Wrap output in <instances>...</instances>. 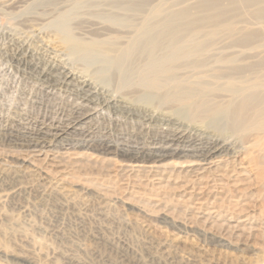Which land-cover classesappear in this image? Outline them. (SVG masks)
Wrapping results in <instances>:
<instances>
[{
	"label": "bare ground",
	"instance_id": "6f19581e",
	"mask_svg": "<svg viewBox=\"0 0 264 264\" xmlns=\"http://www.w3.org/2000/svg\"><path fill=\"white\" fill-rule=\"evenodd\" d=\"M26 1L0 0V7L9 10ZM88 4L93 5L91 2ZM102 5L110 8L106 21L110 25L120 26L124 32L112 29L113 34L108 27L113 35L107 40H98L100 33L95 29L90 35L97 37V40L84 43L65 35L60 37L59 43H72L75 47L98 52L102 57L98 63L107 67H102L103 79L111 88V94L107 90L97 89L95 83L91 82L93 76L88 80L74 69L67 68V64H59L53 58L57 55L52 58L44 55L46 50L40 53L28 47L24 41L14 38L9 39L8 47L2 48L0 44V55L9 68L22 78L33 77L42 86L36 94H45L47 98L62 93L68 97L66 114L62 113L50 121L44 118L40 119L41 122L23 119L21 121H26L24 125L1 131L0 143L6 147H0L2 157L8 159L15 169L28 165L42 170L49 164V159L54 161L62 160L64 156L70 157L69 149L64 148L63 153L52 149L66 143L71 145V153L75 152L72 155H80L85 161L87 155H94L96 166L100 161H110L111 156L124 158L123 164L117 166V172H113L116 175L122 172L127 178L144 175L141 180L144 177L146 181L153 173H169L178 181L180 177L186 179L195 173L194 179L200 178L195 182L199 183L202 179L200 176L211 171H222L221 178H232L233 183L242 177L246 182H263L264 163L259 161L260 157L258 160L254 149L259 148L264 156V30L252 28L251 25L264 23V0H197L191 5L174 4L163 8L149 7L144 0H104ZM230 12L241 13L250 28L237 27V24L229 22ZM79 25L82 24H78V28ZM51 50L49 55L54 52V49ZM109 114L121 115L131 123L135 121L133 132H130L127 140L111 142L108 137L92 139V132L87 129L89 125L94 119L106 118L105 115ZM101 157H107L108 161ZM45 170L48 174L52 172L47 167ZM9 174L5 176L0 173V234L1 239L18 251L17 258L24 264H176L157 245L153 247L146 243L144 246V240L138 246L132 243L131 238L129 240L125 233L120 232L119 225L114 227L115 221L101 206L91 211H77L69 199L43 189L39 191L21 182V175ZM220 182L224 190L228 183ZM84 186H80L81 190L88 191L89 188ZM100 186L104 185L101 183ZM143 187L146 188L145 185ZM148 187L151 192L154 190V185ZM99 189L93 193L99 194L100 198L123 194L121 187L115 188L111 194ZM236 190H233V194H236ZM200 192V196L206 198L211 194V191ZM224 196L223 200L226 198ZM193 198L191 195L188 202ZM223 200L217 204V212L228 207ZM198 202L195 203L199 205L197 208L193 207L194 204H182L183 209L175 214L168 210L183 227L199 226L218 237L238 241L239 236L233 232L235 226L229 227L216 209L213 210L217 213L215 215L208 209L203 213L205 201ZM81 207L84 210L85 206ZM226 211L230 212L228 208ZM149 212L158 217L155 209ZM260 212V216H264V204H261ZM128 227L124 225L125 230ZM36 237L57 245L43 251L37 248V243L34 244ZM32 255L44 260L38 261Z\"/></svg>",
	"mask_w": 264,
	"mask_h": 264
},
{
	"label": "rangeland",
	"instance_id": "374dc122",
	"mask_svg": "<svg viewBox=\"0 0 264 264\" xmlns=\"http://www.w3.org/2000/svg\"><path fill=\"white\" fill-rule=\"evenodd\" d=\"M196 1L197 0H144V4L149 5V7L159 6L160 8H163L165 6L174 5V4L191 5ZM90 2L91 4L93 3V5H89L88 3ZM103 2L104 0H83V2L82 0H30V1L27 0L26 2H23L21 5H19L18 6L19 8L17 7L18 9L14 7L17 10H13L14 8H9L8 10L0 7V37H1L0 44L3 45L2 48L8 47L9 39L14 38V39H18L20 42L24 41V44H26L31 49L34 48L33 50L39 51L40 53H43L46 50L43 53L44 55L51 58L54 55H57L54 56L53 58L59 64H62L64 66H66L67 64V68H70L72 70L74 69L80 75L84 76L87 79L89 78L88 80H91V77L93 76L91 82L93 84L95 83L94 84L95 87L97 86L96 87L97 89H104L105 91L107 90L110 93L111 88H109L108 87L109 85L105 83L103 79L105 75L102 72V67L105 68L107 67L105 65L101 66L98 63V59L102 58L98 52L90 50L89 48L75 47L72 43H66V44L59 43L60 42L59 39H61L65 35L75 37V39L78 40L79 42L88 43L91 40H97V37L99 38L98 40H107V38L109 39V37L112 36L117 31L119 33L124 32L120 26L110 25V23L106 21V17L110 13L109 11L110 8L102 5ZM91 6L93 10L91 9ZM100 10L102 12H100ZM93 11L95 12L94 15H93ZM93 16H95V18H93ZM84 20L85 21L88 20V21L85 22ZM228 20H230L229 22L231 23L237 24V27L247 26L248 28H250L249 27L250 25L245 23V21L243 20L241 13L237 14L234 12H230ZM76 21L78 24L80 23L82 24L79 25V28L77 27L78 24L76 23ZM81 21L84 22L82 23ZM85 23L86 24L88 23L87 26L85 25ZM75 26H76L75 29L78 30L74 29ZM88 26H90V30L88 29L89 28ZM251 26L252 28L264 30V23L258 25H251ZM108 27H110V31L112 29L113 30L116 29V31L114 30L115 31L114 32L112 30L111 32L112 33L114 32L112 34L111 32H109ZM79 29H82L81 30L82 32ZM95 29H98L100 36L104 34L107 36L104 35L102 37L100 36L94 37V35L93 36L90 35V33L95 31ZM83 31L85 33H83ZM77 33L78 35L76 36ZM54 40H56L57 43ZM54 43L56 44L54 45ZM51 48L54 49V52H52L53 54L49 55V53L52 51ZM94 79L96 82L94 81ZM40 89H42V86L38 82L34 81L33 77L22 78L19 74L15 73V71L9 68L6 60H4V57L0 55V132L10 129L11 126L13 128V126L15 127V126L24 125L26 121H21L23 119L36 120V122L39 120L38 122H41L40 119L42 120L44 118L46 121L48 120L50 121V119L58 118L59 115L62 113L66 114L67 112L66 102L68 100V97L66 95L62 93H58L54 95L55 97L48 96L47 99L45 98L47 96V95L45 96V94H40V93L36 94ZM105 116L106 118L101 117L99 119H94L92 121V125H89V127L87 128L90 132H92L90 134L92 139L94 138V140L95 139L97 140L99 138L108 137V139L111 142H116V141L121 142L125 139L127 140L129 134L133 132V126L135 125V121L131 123L130 121L124 119L121 115L109 114ZM1 145L2 144L0 143L1 148L2 147L6 148L5 145L2 146ZM70 146L71 145L66 143L62 145L54 146L52 148L54 152H57L59 150L61 153H63L65 151L63 149L65 148L70 150L69 152L71 155L70 157L64 156V159L62 160L60 158H59L60 160L57 159L54 161L52 159H49L48 160L49 164L47 163V165L44 166V169H42L44 171L40 170L38 167L36 168L28 165L20 169H15L13 168V165L9 163L8 159L3 158L4 157V155H2L3 152L0 151V157H1L0 173L1 175H5V176L6 175L8 176L9 173H10L9 175H12L14 173L19 174L22 177L21 182H23L24 184L26 183L39 191H42L43 189L45 192L54 193L63 196L64 198L69 199V202L71 203L72 207L80 212L81 210L85 212L86 209L87 211L89 210L91 211V209H97L98 207L101 206V208H103L105 213L107 215L109 214L108 216L115 221L114 227H117L119 225L121 227L120 232L125 233L127 238L129 237L128 238L129 240L131 238L130 241L132 243H134L135 245L139 243L138 245H140L141 242L144 240V246L146 245V243H150L153 247L157 245L162 249L163 252H166L171 257V259L174 260V262L176 261V264L179 263L180 264H264V216H260L261 204H264V181L259 184L256 183L257 184L256 185L254 182L252 183L246 182L242 177L240 178V181L243 182L242 184L240 183L239 180H237L236 183L234 182L235 183L234 184L232 178L230 180H228L227 178H223V179L221 178L222 171L219 172L211 171L210 173H206L205 175L200 176L202 177V179L201 181H199V183L202 185H200L198 182L197 183L195 182L196 180L198 181L200 179L199 177L198 178L196 177L194 179L195 173L190 174L189 177H187L186 179L184 177H180L178 181L177 178H175L174 176L170 177L169 173H164V174L153 173L150 176L151 178H149V180L146 181H144V177H142L141 180V176L144 175H140L139 177L127 178L126 175L122 174V172H118L117 175L114 174V172L118 169V167L123 164L124 158L111 156L113 159L109 157L110 159L109 158L108 159L110 161H108L107 157L102 158L103 156L100 155L102 156L100 159L107 160L108 162L100 161V163L96 166L94 162L96 161V157L94 155L92 156L90 155L91 157L87 155L88 158L87 161H89L87 163V161H85V158H82L80 155L79 157L78 155H72L75 152L71 153L73 149H70L71 148ZM254 152L258 154V160L260 157L259 161L264 160V156L262 155V152L259 151V148H255ZM259 152L263 158L261 157ZM75 156H77L78 159ZM262 161L261 163H264V161L263 162ZM101 162H104V164L100 165ZM110 163L114 164L115 168L117 166L118 167L114 169L113 165ZM108 165L110 166L108 167ZM99 166H101L102 168L104 167L103 168L104 170ZM46 167L47 169L52 171L51 172L52 174L51 173L48 174V172L45 170ZM110 167L112 168L110 169ZM109 170L110 171L112 170L111 173ZM229 174L231 175V173ZM95 175L98 177H96ZM108 175H110L111 177ZM155 175L156 177L157 176L158 177L154 178L153 176ZM191 175L193 176L190 177ZM104 176L105 177L107 176V178H105ZM160 176L162 177V180H160L161 179ZM205 176L206 178L208 177L209 180L208 178L206 179ZM112 179L114 180L113 182ZM188 179L189 181L191 180L193 181L189 182ZM219 179L223 181V184L225 182L228 183L227 187L224 188L225 191L223 190V185H221L222 182H220ZM84 181L86 183L88 181V183L87 184L83 183ZM213 182L214 184H212ZM238 182L240 184H237ZM101 183L104 186H100ZM141 183H145V184H141ZM207 183H209L210 185ZM249 184L250 186H248ZM81 185L82 186L85 185L84 187H86V189L89 188L87 189L88 191L85 192L81 190L82 188L80 187ZM98 185L100 187H98ZM107 185L108 188L106 187ZM143 185H145L146 188L143 187ZM147 185L148 186L154 185L153 189L155 191L153 190L151 192L150 187H148ZM192 185L195 187H193ZM112 186L113 188H111ZM212 186H214L213 187V189H215L214 191H212L213 189L209 190V188H212ZM95 187H97L98 189L103 187L99 190L102 192L104 190L108 191L110 194L113 192V190H115V188L121 187V191H123V194L121 196L119 195V197L116 194L114 196L111 195L110 197L107 196L106 198H102V197L100 198L99 194H98L99 196L94 194L95 190L96 191L98 190ZM219 188L221 190H219ZM90 189L92 191H90ZM202 189L205 190V192L211 191V194L208 197L209 199L203 197V195L200 196V194L202 193L200 191H203ZM190 190L193 192H191ZM233 190L237 191L236 194L235 193L233 194L234 192ZM147 192L150 194L147 195L146 194ZM191 195L194 197L191 201L192 203L188 202L189 201L188 198H190ZM218 196L219 198L220 196H222L220 198L221 200H223V196L227 198V200L225 198L224 199L225 201L223 200V202L226 203L225 204L226 207L228 205L227 208L228 210H230V212L231 211L233 212V213L231 212L232 214L229 211H226L227 208L223 211L219 210V212H217L218 211V208H216L218 206L217 204L221 203V202L219 203V201L221 200L218 198ZM98 198H100L101 200ZM138 198L140 199V201ZM137 201L139 203H137ZM198 201L201 203L205 201L203 202V210H202L203 213L206 212L204 211L205 209H208L210 213L216 209V212L221 213V216L225 218L226 223L229 225V227L232 226V228H234L233 226H235L236 229L234 228L233 232L235 233V236L237 235L239 236V238L237 237L239 242L235 240L229 241L228 239L218 237L214 232H213L214 234L212 232H208V231L206 232V230H202L199 226L183 227L181 222L179 223V221H176V219L172 218L173 217L172 214H175L176 211L180 212L183 209L182 204L186 205L188 203L189 206L194 204V206L192 205L193 207L196 206L198 207L199 205L195 204ZM81 206H85L86 208L83 207L84 208L83 210ZM149 208H150L149 211H151L152 208L155 209V212H158V217L150 214L151 212L148 211ZM168 209L170 210V213H172L171 215ZM212 213H214V215L217 214L215 213V211H213ZM247 215L249 218L247 217ZM254 217L257 219H255ZM259 221L260 222L263 221V222L260 223ZM123 222L126 225H129L128 229L130 230L126 229L127 233L126 230L124 229L125 224ZM163 222H166L167 224ZM254 227L256 228L254 229ZM238 228L240 231L238 230ZM246 228L248 229L250 228V230ZM243 230L246 231L244 232ZM211 233L213 235H211ZM244 236H246L247 238ZM1 237L2 236L0 234V264H24L21 260H18L17 258V255L19 254L18 251L12 245H10L5 239L3 238L1 239ZM36 238L34 244L37 243L36 244L37 248L43 251H46L47 247L50 248L52 246L51 248H54L57 245L52 242L48 244L49 242H47V240L45 239L42 240L38 237ZM44 247H46L45 250ZM32 256L35 257V259L38 261H42L43 259L38 255H32Z\"/></svg>",
	"mask_w": 264,
	"mask_h": 264
}]
</instances>
